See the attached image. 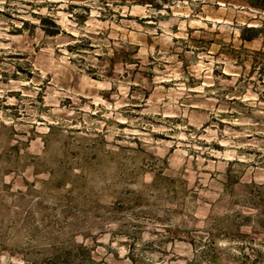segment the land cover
Masks as SVG:
<instances>
[{
  "label": "rangeland",
  "instance_id": "obj_1",
  "mask_svg": "<svg viewBox=\"0 0 264 264\" xmlns=\"http://www.w3.org/2000/svg\"><path fill=\"white\" fill-rule=\"evenodd\" d=\"M0 264H264V0H0Z\"/></svg>",
  "mask_w": 264,
  "mask_h": 264
}]
</instances>
